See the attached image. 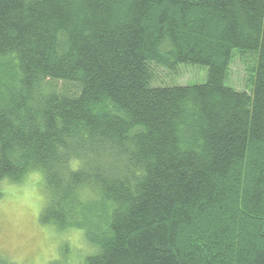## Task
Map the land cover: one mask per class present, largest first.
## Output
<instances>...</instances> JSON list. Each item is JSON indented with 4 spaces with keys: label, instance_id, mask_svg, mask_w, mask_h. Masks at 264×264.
I'll list each match as a JSON object with an SVG mask.
<instances>
[{
    "label": "trees",
    "instance_id": "obj_1",
    "mask_svg": "<svg viewBox=\"0 0 264 264\" xmlns=\"http://www.w3.org/2000/svg\"><path fill=\"white\" fill-rule=\"evenodd\" d=\"M34 170L89 264H264V0H0V182Z\"/></svg>",
    "mask_w": 264,
    "mask_h": 264
},
{
    "label": "rangeland",
    "instance_id": "obj_2",
    "mask_svg": "<svg viewBox=\"0 0 264 264\" xmlns=\"http://www.w3.org/2000/svg\"><path fill=\"white\" fill-rule=\"evenodd\" d=\"M189 68L196 69L203 75ZM189 68L178 69L174 78L161 72L159 82L164 85L181 84V86L205 83V69ZM245 69L246 64L243 60L235 57L230 67L229 84L239 90L244 89ZM23 184L24 180L19 183L8 180L0 182V257L11 264H13L12 255L30 257L38 246L45 242L43 239L45 225L40 223L33 202L26 199L20 190ZM68 231L70 230H58L61 234ZM58 253L62 261L68 260L72 254L70 246L63 242L59 245Z\"/></svg>",
    "mask_w": 264,
    "mask_h": 264
},
{
    "label": "clouds",
    "instance_id": "obj_3",
    "mask_svg": "<svg viewBox=\"0 0 264 264\" xmlns=\"http://www.w3.org/2000/svg\"><path fill=\"white\" fill-rule=\"evenodd\" d=\"M44 185V175L34 170L27 173L20 190L26 199L33 202L34 211L42 217L41 223L45 225L43 229L45 242L41 243L30 257L12 255L13 264H89L90 257H97L103 253L102 245L90 240L86 229L73 228L61 234L56 229L54 218L44 219L50 203L43 190ZM61 242L68 244L72 252L66 261H62L58 253Z\"/></svg>",
    "mask_w": 264,
    "mask_h": 264
}]
</instances>
